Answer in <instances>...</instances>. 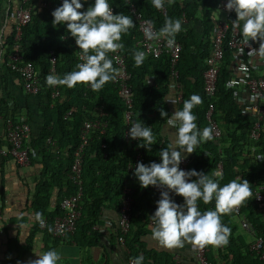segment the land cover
I'll use <instances>...</instances> for the list:
<instances>
[{
  "label": "trees",
  "instance_id": "obj_1",
  "mask_svg": "<svg viewBox=\"0 0 264 264\" xmlns=\"http://www.w3.org/2000/svg\"><path fill=\"white\" fill-rule=\"evenodd\" d=\"M19 0H0V13L6 16V6L9 3L7 16L17 6ZM86 11L94 4V0H81ZM137 12L150 20L158 32L164 25L165 17L178 18L182 21V29L176 34L175 40L181 45L179 59L176 65L178 82L181 84V101L174 107L171 105L173 95L171 84L170 59L162 53L158 57L146 56L141 66H135L134 53L138 51L136 42L140 39L137 21L125 0H109L114 14L123 13L132 17L135 27L122 34L120 50L126 58L130 73L129 84L132 90L131 121H142L152 129L155 144L147 150L139 145L140 139L125 138L126 129L124 113L126 107L118 94L114 81L108 82L100 91L94 92L90 85L77 84L74 88L67 86H48L46 77L49 74L63 76L76 70L79 63L78 48L73 43V36L66 23L53 25L52 12L62 5V0H29L31 6L30 20L21 28V52L24 62H30L38 75L43 101L40 105L42 126L39 134L29 143L41 155L42 171L30 206L34 210L36 220L32 225L30 235L36 232L42 234V240L47 243L52 237V219L61 214L60 202L54 210L48 212L50 197L54 188L59 189V201L76 193L78 186L69 178L73 152L79 143V135L85 121L102 120L106 122L103 133L91 130L89 140L84 147L81 168V199L80 215L75 229L67 234L65 241H74L79 247H90L99 241L98 230L94 226H102L103 213L115 214L121 206V189L127 182L132 189L130 210V226L125 234L124 247L128 250L127 257L136 259L143 256L142 264H170L168 254L146 250L140 237L147 233L145 228L152 207L154 186L142 188L134 172L127 170V165L134 161L139 152L142 162H161L160 150L166 148L175 140V131L167 128V116L161 117L160 110L169 116L177 108L182 109L185 100L192 94L202 98L203 103L193 109L198 117L199 129L208 127L205 114L210 103L213 105V118L221 129V138L200 143L195 151L187 155L189 159L187 170L195 169L208 175L221 172L223 179L220 186L237 177L250 182L251 191L264 182V161L257 160L249 154L252 146H256L264 154V135L254 142L249 137L252 122L242 115L240 105L233 96V87L227 84L230 75L231 53L224 45V57L220 61L216 89L209 98L204 91L203 73L207 68L206 58L212 47V34L217 20L213 17L214 9L218 8L219 0H175L169 4L165 0L164 13H158L152 5V0H130ZM185 19V21H183ZM10 33L3 43V65L1 70L13 73L6 65L8 55L13 47V24L9 23ZM55 57L51 72V56ZM109 58L110 53L108 54ZM113 66L115 67L114 63ZM116 68V67H115ZM15 74V73H14ZM17 75V74H16ZM18 76V75H17ZM59 90V95L52 98V90ZM7 107L0 100V115L6 118ZM26 144V143H25ZM24 144V145H25ZM30 157V154H29ZM195 179V177H193ZM201 211L214 210L215 201L205 205L198 201ZM37 213L47 222L40 229ZM244 216L252 227L253 242L261 238L264 243V210L263 212L248 198L241 206L240 213L221 216L222 223L231 229L227 245L214 247L205 246V255L210 264H221L216 261L215 254L226 259L231 255V264H264L258 255L249 250V244L244 243L234 235L235 227L232 216ZM56 241L58 239L54 238ZM32 239L27 240L28 246ZM112 245V244H110Z\"/></svg>",
  "mask_w": 264,
  "mask_h": 264
},
{
  "label": "clouds",
  "instance_id": "obj_2",
  "mask_svg": "<svg viewBox=\"0 0 264 264\" xmlns=\"http://www.w3.org/2000/svg\"><path fill=\"white\" fill-rule=\"evenodd\" d=\"M174 2L175 0H167L169 4ZM164 4L165 0H152L156 9H162ZM225 7L229 12L234 10L236 20L243 22L242 35L245 43L251 45L249 41L259 42L258 48H249V55L264 58V0H227ZM83 8L81 0H63L62 5L52 12L53 25L66 23L67 29L75 37L76 44L82 51V62L76 65V70L65 73L62 77L47 75L48 86L74 88L77 84H87L94 92H98L119 74L108 54L124 48V44L120 42L121 37L135 27L132 17L123 13L114 14L109 0H94V4L86 11H81ZM181 29L180 19L165 17L164 25L158 32L153 31L150 25L145 29V36L149 40L167 38L168 46L172 47L175 36ZM145 58L144 52H135V66H141ZM171 101L175 104L174 100ZM202 103L199 95L192 94L184 101L182 109L177 108L171 116L160 110L161 117H168V126L176 129L175 140L160 150V163L137 162L135 166L134 175L142 188L151 185L167 189L161 191V198L156 202L158 206L152 215L156 224L152 229L153 238L167 248L182 247L185 241L201 248L227 245L231 229L222 223L221 216L230 214L252 197L250 182L246 179L237 177L220 186L223 174L219 171L208 175L203 171H185L179 167L200 143L214 138L211 127L201 130L197 126L198 117L193 109ZM129 136L143 141L139 146L147 150L155 144L152 129L145 126L143 120L131 124ZM170 192L182 196L184 203H176ZM213 200L214 210L199 209L198 201L207 205ZM40 218L41 214L37 213V219ZM38 255V259L29 260L27 264H58L61 259L56 250H48L42 254L38 252ZM142 262L141 255L135 259L134 264ZM17 264L21 262L18 261Z\"/></svg>",
  "mask_w": 264,
  "mask_h": 264
},
{
  "label": "built area",
  "instance_id": "obj_3",
  "mask_svg": "<svg viewBox=\"0 0 264 264\" xmlns=\"http://www.w3.org/2000/svg\"><path fill=\"white\" fill-rule=\"evenodd\" d=\"M29 0H19L17 6L7 16L9 3L6 6V19L13 24V47L8 55L6 65L7 67L21 79L23 88L26 93L37 94L40 91L38 84V75L34 66L30 62H24L21 52V28L30 20L31 6L28 5ZM130 7V11L137 21L140 39L136 42L138 51L144 52L146 56L151 55L158 57L162 53H166L170 59L171 69V84L173 95L171 105L174 107L181 101V84L178 82L176 65L179 59L181 45L175 40L172 47L168 46L167 38H160L159 40H149L145 36V29L151 25L152 30L157 32L149 19L136 11L135 6L130 0H125ZM63 2V0H62ZM227 0H219L218 8L225 13V19L217 21L212 34L211 51L206 58L207 68L203 73L204 91L209 98L214 95L216 89V82L219 71L220 61L224 57V45L231 53V66L229 68V77L227 84L233 87V96L240 105L242 115L249 118L252 125L249 129V137L252 141L258 142L264 135V58L253 57L249 55L250 47L258 48V41H249L251 45L245 43L242 35L243 22L237 21L235 11L229 12L225 5ZM113 8V7H112ZM165 8L158 9V13H164ZM114 13V9H113ZM185 21V19L183 20ZM73 43L76 48L75 37ZM79 49V48H78ZM82 51L79 49L77 53L79 63L82 62L80 57ZM115 67L119 70L114 82L117 85V91L121 97L126 110L124 113V120L126 129L124 131L125 138L129 137L131 128V108H132V90L129 84L130 73L127 68L125 55L118 50L115 53H110ZM52 68L55 57L50 58ZM59 95V90L54 87L52 90V98ZM213 105L209 104L205 117L208 122V127L213 129V137L215 139L221 138V129L217 121L213 118ZM106 122L102 120H90L83 123L79 143L73 152V160L70 167L69 177L71 181L78 186L76 193L64 197L60 201L61 214L55 215L52 219V236L58 240L63 239L67 234H71L76 225V221L80 215V199H81V168L83 160L84 147L89 140V133L91 130H98L103 133ZM30 128L27 123H12L6 132L7 145L0 143V158L4 156L12 157L16 163L26 165L29 163L30 149L24 145V141L29 137ZM136 141H138L136 139ZM249 154L253 156L257 162H263L264 154L258 150L254 145L250 148ZM189 159L186 158L180 164V168L187 171V164ZM137 162H142L141 154L138 152L134 161L127 165V170L134 172ZM154 191L161 192L167 190L159 186H154ZM132 189L126 182L121 189V206L116 214L106 220V226L116 236V242L124 250L125 263L134 264L135 259L127 257L128 250L124 247L125 234L130 226V210L132 203ZM184 199V198H183ZM253 202L263 212L264 210V182L257 185L252 191ZM234 214L240 213V207L233 211ZM264 216V215H263ZM0 214V219H1ZM47 220L44 217L38 219L40 228H44ZM243 228H248L249 223L245 218L241 219ZM99 229V226H94ZM194 254L197 264H210L205 255V247L201 248L193 244ZM249 250L255 252L258 258L264 262V243L261 238H256L249 244Z\"/></svg>",
  "mask_w": 264,
  "mask_h": 264
},
{
  "label": "crops",
  "instance_id": "obj_4",
  "mask_svg": "<svg viewBox=\"0 0 264 264\" xmlns=\"http://www.w3.org/2000/svg\"><path fill=\"white\" fill-rule=\"evenodd\" d=\"M9 23L4 12L0 13V100H4L7 107L6 118L0 115V143L7 145L6 132L12 123H27L30 128L29 137L24 141L30 149V161L26 165H20L10 156L0 158V264H27L29 260L39 258L48 250H56L61 255L58 264H126L123 248L116 242V236L106 226V220L115 214L103 213L102 226L98 229L99 241L96 245L86 247L74 241H56L50 238L47 243L42 240L40 231L30 235L32 225L36 220L30 201L34 197L42 171L41 155L29 144L39 134L42 126L40 105L42 95L26 93L21 79L14 73L1 70L3 65V43L10 33ZM167 128L174 132L171 127ZM70 178V177H69ZM161 192L152 194V207L149 212V220L145 226L147 233L140 237L141 244L146 250H154L157 253L168 254L170 264H197L193 243L185 241L182 247L167 248L153 238L152 229L156 226L152 218L157 201L161 198ZM178 204H183L182 196L169 193ZM60 191L54 188L50 197L48 212L58 205ZM242 216H232L231 222L235 227L234 235L245 244L253 240L252 227L243 228ZM40 228V227H39ZM42 229V228H40ZM32 239L30 246L27 240ZM112 244V245H110ZM10 257V258H9ZM216 261L221 264H231V255L224 259L215 254Z\"/></svg>",
  "mask_w": 264,
  "mask_h": 264
},
{
  "label": "rangeland",
  "instance_id": "obj_5",
  "mask_svg": "<svg viewBox=\"0 0 264 264\" xmlns=\"http://www.w3.org/2000/svg\"><path fill=\"white\" fill-rule=\"evenodd\" d=\"M213 17L217 21H222L225 19V13L220 8H216L213 11Z\"/></svg>",
  "mask_w": 264,
  "mask_h": 264
}]
</instances>
